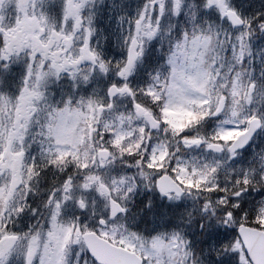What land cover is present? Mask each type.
I'll use <instances>...</instances> for the list:
<instances>
[{
  "label": "snow or ice",
  "instance_id": "obj_1",
  "mask_svg": "<svg viewBox=\"0 0 264 264\" xmlns=\"http://www.w3.org/2000/svg\"><path fill=\"white\" fill-rule=\"evenodd\" d=\"M0 264H264V0H0Z\"/></svg>",
  "mask_w": 264,
  "mask_h": 264
}]
</instances>
